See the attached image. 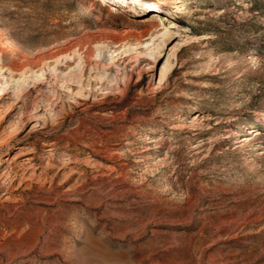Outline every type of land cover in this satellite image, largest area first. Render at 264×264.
Here are the masks:
<instances>
[{
    "label": "rangeland",
    "instance_id": "1",
    "mask_svg": "<svg viewBox=\"0 0 264 264\" xmlns=\"http://www.w3.org/2000/svg\"><path fill=\"white\" fill-rule=\"evenodd\" d=\"M128 2L0 0V264H264V0Z\"/></svg>",
    "mask_w": 264,
    "mask_h": 264
},
{
    "label": "bare ground",
    "instance_id": "2",
    "mask_svg": "<svg viewBox=\"0 0 264 264\" xmlns=\"http://www.w3.org/2000/svg\"><path fill=\"white\" fill-rule=\"evenodd\" d=\"M120 2V0H114ZM127 0V5L129 2ZM139 1H144V0H139ZM180 2V1H179ZM131 12V11H130ZM134 13H128L127 18L132 19L134 18ZM136 17V16H135ZM168 19L167 16L163 17V15L159 14L158 11L153 12L143 18V24H138V25H133V24H121L119 26H114V28L105 30L102 29L100 31H96L97 33L93 34L92 38L93 39H102V38H109L112 42L115 41H129L130 39H137L138 41L141 40V38L151 31L156 24L160 21V19ZM165 25V23H164ZM174 27V26H171ZM162 28H160L161 30ZM121 45V44H120ZM0 65H2V62H0ZM163 78L165 79L169 75V67L165 68L162 72ZM1 75V74H0ZM11 87H8L7 84L4 85L3 88H0V102L4 100L8 94L10 93ZM108 96H105L107 98ZM1 106V104H0ZM17 106V102H11V104L8 106L9 110L14 109ZM7 110V108H6ZM243 125V124H242ZM246 129V126H244ZM249 130V129H248ZM244 137L241 138L240 141H244Z\"/></svg>",
    "mask_w": 264,
    "mask_h": 264
}]
</instances>
